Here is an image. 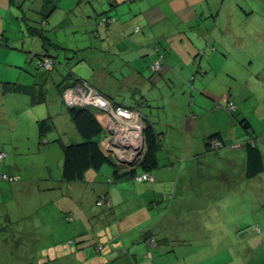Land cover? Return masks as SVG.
I'll list each match as a JSON object with an SVG mask.
<instances>
[{
  "label": "crops",
  "instance_id": "1",
  "mask_svg": "<svg viewBox=\"0 0 264 264\" xmlns=\"http://www.w3.org/2000/svg\"><path fill=\"white\" fill-rule=\"evenodd\" d=\"M68 1V5L62 7L57 0H0V59L5 58L2 61L8 66V72L10 68L24 71V67H32L37 56L41 70L43 53L55 60L54 67L44 75L37 69L36 74L28 72L23 80L20 74V81L31 78L33 83L0 79V96L10 94L13 103V107L3 105L0 110L7 117L28 113L31 125L38 126V134L41 114L46 113L56 122L48 133L52 134L53 141L58 137L66 140L70 136L80 139L62 93L64 85L69 86L73 77H80L112 96L115 102L135 107L139 101L138 105L146 108H140L145 116L150 110L160 109L166 113L165 121L155 124L156 130L161 132V148L165 144L168 147L166 153L160 149L158 157H171L172 162L179 154L176 146L183 145L184 159L193 163L187 168H179L172 162L165 176L160 175L159 168L151 173L150 182H154L153 192L157 196L162 198L170 194L174 200L177 194L173 206L165 208L167 211L163 206L160 212L165 225L163 230L175 223L187 224L184 229L178 228L177 224L172 233L180 237L181 247H168L166 242L171 237H164L159 240L156 250L148 247L142 238L133 242L140 243L138 247L122 249V242L114 238L97 264H264V170L253 178L247 176V154L243 143L250 137L237 130L238 118L224 102L225 97H231L238 113L245 114L228 79L233 80L235 70L248 67L241 56L234 59L228 54H219L216 47H211L212 53L207 57L205 53L201 54L203 48L209 49L210 44L218 40L215 31L221 33L220 42L226 38L228 21L219 22L218 19L227 1L222 0L219 4V0H95L96 5L99 2L106 7L105 12L110 11L106 15L112 18L109 26L101 28L90 24L86 17L85 4L89 0ZM77 6L82 7V14ZM16 21L21 24L18 28L13 25ZM48 21L55 30L54 37L42 27ZM64 24L73 35L71 39L68 35L66 43L57 38L62 34L58 27ZM104 51L120 57L117 65L115 61L103 63ZM160 54L164 56L165 65L153 71L151 65ZM108 66H115L116 70L103 71ZM192 76H195L193 80L196 82L192 81L198 94L191 103L190 94L186 91ZM11 83L35 87L44 85L46 101L34 103L28 92L4 87ZM238 93L241 96L242 89ZM28 104L38 119L27 110ZM45 105H51L47 107L48 112H45ZM253 112L257 120L253 114L248 119L257 131L264 153V102L258 104ZM205 114L212 120L222 117L224 123L217 120V123L202 127L201 123L209 120L207 117L204 119ZM95 115L106 130L105 116L96 111ZM218 131L225 145L215 150L212 145H207L206 137ZM108 134V130L103 134V147ZM89 172L82 180L69 183L75 186V191H79V186L82 188L88 178L93 181L94 191H104L100 198H106L110 203L111 191H137L123 183L110 185L113 181L110 182L109 178L106 182L99 172ZM122 180L118 182H124ZM135 183L138 189H142V181L136 180ZM237 185L252 191L250 196L245 192L239 197L235 192L239 188ZM5 187L0 185V191L6 190ZM191 192L210 199L209 204L202 210L190 206ZM176 206L185 208L186 213L183 216L177 211L171 219Z\"/></svg>",
  "mask_w": 264,
  "mask_h": 264
},
{
  "label": "rangeland",
  "instance_id": "2",
  "mask_svg": "<svg viewBox=\"0 0 264 264\" xmlns=\"http://www.w3.org/2000/svg\"><path fill=\"white\" fill-rule=\"evenodd\" d=\"M57 1L62 7L68 5L69 2L68 0ZM226 1L223 6L225 10L221 13L218 21H228V26L225 28L227 35L224 41L220 42L222 40L221 33L215 31L218 40L214 41L213 45H216L219 54H228L234 59L241 56L245 66L248 67L244 70H235L233 80L228 79L231 82L230 86H232L234 95L237 96L245 112V114L243 112L238 113L239 111L236 110L233 113V115H238L237 130L247 135L241 119L245 116L250 119L252 114L256 119L253 112L254 108L264 102V0ZM221 2L222 0H219V4ZM85 5L87 7L86 17L91 21L90 24L99 27L98 23L110 11L105 12L106 7L99 2L96 5L95 0H89ZM76 8L79 11L82 9L81 6ZM50 22L44 23L46 25L42 27L47 30L48 35L54 37L55 30L52 29L53 25H48ZM171 24L168 23V25ZM13 25L18 28L21 24L20 21H16ZM59 28L62 30V34L58 35L57 38L65 40L66 43L68 35H70L69 39L73 35L69 33V30L67 31L69 27H65V24ZM210 46L212 47V45ZM205 48V57H207L210 52L212 53V48ZM102 53L104 54L103 63L110 64L115 61L114 64L117 65V61H120V57L117 55L107 51ZM197 56L200 57L201 55L198 54ZM2 59L5 60V58L1 57L0 59L1 80H17L23 84L33 83L31 78L25 82L18 78L22 74L24 80L25 75L32 72L36 74L37 69L40 70L38 68L39 56L32 63V67L26 66L24 71L20 68H10L8 72V66L4 64ZM40 67L42 70L40 71L44 75L47 70L42 66ZM104 70L109 72V70H116V67L108 66ZM187 89V94L190 92L195 95L198 94L195 86L192 90L191 86L188 85ZM239 89L243 91L241 96L238 93ZM177 96L179 97V94ZM11 101L10 94L7 97L1 95L0 109L3 105L13 107ZM49 106L51 105H45V112H48L47 107ZM139 107L142 110L146 109L141 105ZM26 108H29V104ZM27 110H30L33 116L35 115L31 107ZM147 115L155 124L156 122L157 124L160 123L159 121H165L167 118V114L160 109L157 111L150 110ZM28 116V113L25 115L18 113L17 116L10 115L7 117L0 110V154L5 153V156H0V175L6 173L17 176V179H13V181L0 178V185L6 186V190L0 191V264H97L104 257L108 243L114 238L122 242V249L128 248V246L133 249L140 244L133 242L139 240L149 230H152L156 235L153 238H159L157 241H153L151 246L148 242L152 237L147 239V245L151 249L159 248L157 243L164 237H171L166 242L168 247L169 245L181 247L180 237L172 235L178 223L163 230L165 225L162 223L160 212L163 206L165 211H167L165 208L173 206L177 194L174 200L170 194L161 198L153 192L154 182H150L151 179L142 181V189H138L135 186L136 179L132 177L125 178L122 180L124 182L113 181L110 185L115 186L123 183L131 185L130 188H136L137 191H111L112 206H109L110 201L104 205L99 204V198L104 191H94L91 185L92 179L88 178L86 182H82L84 186L82 188L79 186V191L77 189L75 191V186L63 179V148L58 141L51 139L50 135L52 134H48V138L44 137L41 140L38 134V126L31 125ZM41 116L42 119L47 117L46 113H42ZM203 116H205L204 119L207 117L209 120H206L205 123L202 122L200 125L202 127L217 123V120L221 121V124L224 123L222 117L212 120L207 114ZM35 118L38 119L36 115ZM234 118L236 119L235 116ZM49 119L55 126L56 122L51 118ZM58 124L59 122H57ZM255 124L257 125L258 122ZM68 138L72 140V136ZM43 141H47V143ZM176 148L179 154L177 155L178 158L175 156L172 159L174 164L179 168H187L188 165L193 164L189 159H184L183 145H177ZM160 149L166 153L168 147L165 144ZM241 153L244 151L241 150ZM170 160L171 157L162 158L161 156L159 158V164L162 166L159 168L160 175L165 176L167 174L166 169L172 164ZM113 169L112 165L105 164L101 170L91 169L89 173L99 172L108 182L109 177L114 179ZM251 183L254 184L255 182ZM88 184L90 186L86 187ZM258 184L260 189L262 186L260 178ZM241 186L235 189L238 196L242 197L245 192L250 196L252 191L244 190ZM68 187H70V191ZM199 195V193L194 192L189 198V202L190 206L202 210V207L209 204L210 199ZM100 199L103 200V198ZM176 207L173 208L174 212L171 213V217H175L177 211L184 216L185 208ZM188 216L186 215V217ZM190 216L194 217L195 215ZM180 227L184 229L187 224H178V228ZM173 238L174 240L171 241ZM165 240L167 239L165 238ZM99 243L104 246L101 252L96 250V245ZM141 244L144 245V243Z\"/></svg>",
  "mask_w": 264,
  "mask_h": 264
},
{
  "label": "trees",
  "instance_id": "3",
  "mask_svg": "<svg viewBox=\"0 0 264 264\" xmlns=\"http://www.w3.org/2000/svg\"><path fill=\"white\" fill-rule=\"evenodd\" d=\"M111 20L112 18L110 16L105 15L100 21V23H98V25L100 28L107 27L109 26ZM215 47H216L215 44L212 45L213 49H215ZM203 53H205V48H203L201 54L203 55ZM48 56L52 57L51 55H47L44 53L41 54L40 57L41 61ZM160 56H162V54H160ZM162 59L164 66L165 65L164 56H162ZM162 67L160 69H162ZM46 70L48 71L51 69H46ZM194 77L195 76H192V79L188 81L192 90L194 88V83L192 81ZM81 81H86L87 83L95 87V85H93L89 80L80 77L79 78L73 77V83L71 84H75ZM4 87L11 91L28 92L29 94H31L32 101L34 103L46 101L47 98L46 88H44V85L41 84L35 87V86L22 85L19 83H11V84H5ZM66 88H67L66 85L62 87L63 94ZM101 92L106 96L110 97L112 101H114L112 96H110L109 94L103 91ZM194 98H195V94L193 92H190L191 103L193 102ZM224 102L226 103V108L229 111H232V113L236 111V104L234 103L231 97L229 96L225 97ZM229 102H232L233 106H230ZM115 103L124 105L118 102ZM138 103L140 104L139 101L135 103V107L140 110ZM127 106L130 107L129 105ZM68 109L79 131L80 139L72 138V140H70L71 138H69L65 140L62 139L61 137L55 139L60 143L61 147L63 148V152H64L63 179L66 182L70 183V182L82 180L87 171L91 169L101 170L105 164H110L114 168L113 169L114 179L112 177H109L110 182L116 180L117 181L122 180L124 178H132V177L135 178V176L138 173H143V172H148V173L150 172L151 174L153 171L161 167V165L159 164V157H158V151L160 150L162 145V141H160V137H159L161 132L160 131L158 132V130H156L155 122H153L148 115L146 116L143 115L145 122V126L143 129L145 148L140 153L141 156L138 162L130 168L127 165L119 163L113 154L108 153L104 149L102 145V141L104 138L103 134L106 132V130L103 127L102 123L99 121V119L96 117L95 110L93 108L69 105ZM236 117L238 118V115H236ZM241 123L243 124V126H245L246 133L250 137L249 139L244 141L243 148L246 150V154H247L246 173L248 177L253 178L264 170V153L259 145L260 142L259 137L256 136L257 131L254 130L253 128L254 125L251 124L248 117L246 116L243 117L241 119ZM53 127L54 126L52 124V121L48 117L40 120L39 121L40 139L43 140L44 137L49 132H51ZM206 139H207L206 140L207 145H209V147L212 145L215 150H218V148L220 147L218 148L215 147V145L213 144L214 140H220L222 142V146L225 145L224 138H222V134L219 131L208 135ZM6 175L9 177L7 179L11 181H13V179H17V176L15 175H9V174ZM107 202L108 200L106 198L105 199L103 198V200L99 199V204L101 205H104ZM109 206H112V203L109 204ZM155 236L156 235L154 234V232L152 230H149L147 233L145 232L141 238L144 241H147V239L149 240V238L152 237L150 242H148L149 245L151 246L153 241L155 240L157 241L159 239V238L157 239V237L153 238ZM157 245H159V241ZM103 248L104 246L101 243L96 245L97 251L101 252Z\"/></svg>",
  "mask_w": 264,
  "mask_h": 264
},
{
  "label": "built area",
  "instance_id": "4",
  "mask_svg": "<svg viewBox=\"0 0 264 264\" xmlns=\"http://www.w3.org/2000/svg\"><path fill=\"white\" fill-rule=\"evenodd\" d=\"M54 63V58L48 56L41 61V66L46 69H52ZM162 66L163 59L160 56L152 64L151 68L157 71ZM64 99L70 106L91 107L98 114L105 116L104 121L109 134L105 139L107 141L104 143V148L108 153L119 159L137 160L140 158L141 154H138V150L139 145L143 141L145 122L139 109L116 104L110 97L86 81L67 86L64 91ZM229 103L230 106H233L232 102ZM213 144L217 148L222 146L220 140H214ZM0 156H5V153H1ZM0 178L6 179L9 177L2 173ZM150 178H152L150 172L138 173L135 176L137 181H145Z\"/></svg>",
  "mask_w": 264,
  "mask_h": 264
},
{
  "label": "water",
  "instance_id": "5",
  "mask_svg": "<svg viewBox=\"0 0 264 264\" xmlns=\"http://www.w3.org/2000/svg\"><path fill=\"white\" fill-rule=\"evenodd\" d=\"M143 140H144V139H143ZM144 144H145V142L142 141L141 144L139 145L138 154L141 153V152L143 151V149H144ZM118 159H119V158H118ZM120 161H122V163H129L130 165H133V164H135L136 159H130V160L122 159V160H120Z\"/></svg>",
  "mask_w": 264,
  "mask_h": 264
},
{
  "label": "clouds",
  "instance_id": "6",
  "mask_svg": "<svg viewBox=\"0 0 264 264\" xmlns=\"http://www.w3.org/2000/svg\"><path fill=\"white\" fill-rule=\"evenodd\" d=\"M143 114V113H142ZM144 115V114H143ZM143 139H144V135H143ZM144 141V140H143ZM144 148H145V144H144ZM105 149V148H104ZM144 150V149H143ZM117 159V161L119 162V163H122V161H120V160H122V159H118V158H116ZM140 158H138L137 160H136V162H135V164L138 162V160H139ZM127 160H129V159H127ZM122 164H124V165H127L128 167H132L133 165H135V164H133V165H130L129 163H122Z\"/></svg>",
  "mask_w": 264,
  "mask_h": 264
}]
</instances>
